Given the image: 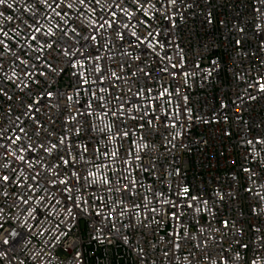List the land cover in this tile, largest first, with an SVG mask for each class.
Instances as JSON below:
<instances>
[{"label": "built area", "instance_id": "obj_1", "mask_svg": "<svg viewBox=\"0 0 264 264\" xmlns=\"http://www.w3.org/2000/svg\"><path fill=\"white\" fill-rule=\"evenodd\" d=\"M0 13V264H264V0Z\"/></svg>", "mask_w": 264, "mask_h": 264}, {"label": "snow or ice", "instance_id": "obj_2", "mask_svg": "<svg viewBox=\"0 0 264 264\" xmlns=\"http://www.w3.org/2000/svg\"><path fill=\"white\" fill-rule=\"evenodd\" d=\"M5 0H0V4H4ZM81 2H83V0H81ZM0 15H3V13H0ZM9 19H11V17H9ZM37 31H39V29H37ZM21 159H23V157H21ZM3 180H8V177L7 176H4L3 177ZM191 206V205H190ZM13 235H16L15 233H13ZM4 243H8L7 240L4 241Z\"/></svg>", "mask_w": 264, "mask_h": 264}]
</instances>
